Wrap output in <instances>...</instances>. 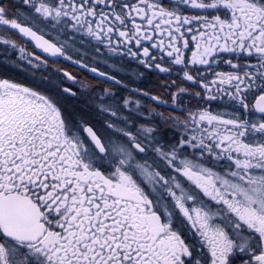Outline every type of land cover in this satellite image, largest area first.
<instances>
[{"label":"snow or ice","instance_id":"6c2138e0","mask_svg":"<svg viewBox=\"0 0 264 264\" xmlns=\"http://www.w3.org/2000/svg\"><path fill=\"white\" fill-rule=\"evenodd\" d=\"M0 47V264H264V0H0Z\"/></svg>","mask_w":264,"mask_h":264},{"label":"rangeland","instance_id":"374dc122","mask_svg":"<svg viewBox=\"0 0 264 264\" xmlns=\"http://www.w3.org/2000/svg\"><path fill=\"white\" fill-rule=\"evenodd\" d=\"M16 56H17V53H9L8 56L6 57L4 54L3 48L0 47V78H8V79H11L15 82L24 84L26 86H34L32 84V80H31V77L28 74V72H26L23 67H17L16 64L12 62L13 60H15ZM113 59L119 60L120 58L113 57ZM89 63H92V62L89 61ZM110 63L111 62H109V66H105V63L103 62V59L101 58L100 62L94 64V66H96L97 68H99L102 71L109 72L111 70L110 69ZM123 63L126 65V67L130 66L133 71L136 70L135 65H130V62L127 60V58H124ZM56 67L67 70L70 73H72L73 75H75L76 77L78 76V78H79V80H77V83L74 85L71 83V81L66 82L75 89H81V91H79L77 93L78 101L77 102H71V101L69 102V104H68L69 110H73L74 106L76 109H80L84 106V102L87 98V96H86L87 90H93L94 89L97 92H99L101 89L111 86L110 82H106L103 78L96 76L92 72H90L86 69H83L79 66L73 65L69 62H61ZM141 71H142V69H141ZM49 74L50 75H56L57 74L56 69L55 68L50 69ZM159 75H160V73H159ZM167 77L169 79V76H167ZM123 78L125 80L128 79V77L126 75ZM97 83H98V85H96ZM139 83H141V80H137V82L129 81L130 86L141 88L139 86ZM178 83H179V81H178ZM81 85H87L88 89L87 90L82 89ZM148 90L152 91V88L149 87ZM118 91H119L120 95H127V92L124 89H118ZM157 91H159L161 93H159ZM157 91H153V93L162 94L164 96L165 100L168 99V96L165 95L164 90L161 89V87H158ZM82 93H84V94H82ZM158 111H166V109H164V108L158 109Z\"/></svg>","mask_w":264,"mask_h":264},{"label":"trees","instance_id":"16d2710c","mask_svg":"<svg viewBox=\"0 0 264 264\" xmlns=\"http://www.w3.org/2000/svg\"><path fill=\"white\" fill-rule=\"evenodd\" d=\"M168 80L169 79L162 78L160 75L156 74L155 72H145L144 79L141 80V83H139V86L143 89H148L149 87H151L152 92H153V91H157L158 87H160V84L162 82L168 81ZM96 85H98V83Z\"/></svg>","mask_w":264,"mask_h":264},{"label":"flooded vegetation","instance_id":"af4514ba","mask_svg":"<svg viewBox=\"0 0 264 264\" xmlns=\"http://www.w3.org/2000/svg\"><path fill=\"white\" fill-rule=\"evenodd\" d=\"M183 99H184V101H185L186 103L189 102L188 97H184Z\"/></svg>","mask_w":264,"mask_h":264}]
</instances>
